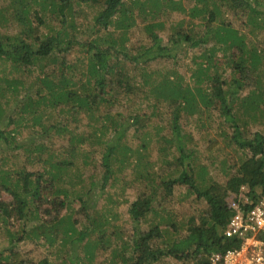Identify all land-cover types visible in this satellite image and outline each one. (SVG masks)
Masks as SVG:
<instances>
[{"label":"trees","instance_id":"16d2710c","mask_svg":"<svg viewBox=\"0 0 264 264\" xmlns=\"http://www.w3.org/2000/svg\"><path fill=\"white\" fill-rule=\"evenodd\" d=\"M208 2L209 0H195L193 6L186 8L182 3L171 0L166 2L161 0L139 2L136 0L132 2V8H127L124 7L123 0H15L14 5L17 8L14 13V22H16V28L13 29V36L5 35L4 39H0V57L11 60L13 64L31 68L37 67L43 75L39 78L40 85L34 91L35 95L39 97L35 98L31 95L34 86H24L23 82L16 77L9 79L6 75H4L5 77L0 76V81L7 86L9 91L16 92L19 87L25 90L23 95L25 101L15 112L17 118L5 116L9 124H14V127L7 131L0 128V140L9 141L12 145V148L3 150V159L9 155L8 151L12 150L15 156H17L15 154L17 152L22 154L21 158L24 161L29 162L35 159L39 161V154L47 150L43 143L36 144L33 142L32 145H29L16 142V137L18 138L25 129L30 131L29 134H35L33 129L28 127L29 124L31 126L39 125L43 132L52 130L53 134L58 136L63 134L62 132L70 133L71 144L68 151L72 159L63 158L53 161L55 155L51 151L49 158L42 160L45 169L43 168V171L38 172L34 179H31L29 173L6 170L7 168L2 167L5 164L1 159L0 195L5 192L10 197L6 200L0 199V220L9 237L10 246L0 250V264H75L79 260H77L79 256L76 257L75 251L82 242L85 243L83 246L85 264L93 263L96 251L99 246L102 247L101 244L111 245L112 264H167L164 261L166 256L173 258L176 264H213L210 261L213 253L224 252L239 245L241 241L239 238L226 237L223 234L231 216V210L227 208L225 198L228 191L237 193L242 185L249 186L254 194L259 190L258 195L261 197L264 195V136L260 132H253L247 137L243 131L244 125L242 123L244 121L241 122V116L231 110L230 102L236 98L239 89L245 85L247 73L244 70L245 66H242L243 62L249 61L251 63L250 71L252 72L258 68V65L263 64L264 59L255 51H250L249 55L246 56L247 51L242 37L229 23H219L212 27L215 20L214 14L218 13V9L214 2L209 7ZM36 3L40 4L42 9L47 8L56 16L60 30L57 31L55 26L47 25L46 21L37 14L34 19L31 18L32 13H37L34 10L30 14L33 5ZM85 3L98 6L99 12L95 15L93 23L87 26L91 37L80 42L76 36V31L69 33L68 29L75 28L76 24L79 29L82 28L81 24L78 25L75 22V16L78 14L77 7L79 4ZM232 4L234 7L247 8L249 14L253 15H251L252 17L248 15L249 18L251 17L252 24L258 22L256 21L258 14L253 13L261 14L262 11L258 10L257 7L262 6L264 8V0H232ZM232 4H229V7H233ZM164 6L171 7L170 9L174 8L186 15V18H182L180 22L171 26L173 34L168 46L159 45L158 37L152 29L155 26H164V22L159 19L146 24L144 28H147L151 34L154 40L153 45L140 47L137 49V54H130L124 39L126 38L125 34L130 32L134 25L135 18L141 14H145L142 16L143 18L147 15L155 18L160 17L158 12L154 10H159ZM134 8L137 9L136 12L133 11ZM195 19H200V22L196 23ZM4 20L3 18L2 22ZM260 24H264V22L261 21L257 25ZM109 25H114L123 30L120 39L116 40V37L110 32L106 33L105 36L101 35V31L107 29ZM198 26L203 28L206 35H202L203 33L198 31L196 28ZM41 27L46 28V33L41 34L40 32L38 34ZM210 29L217 37L218 42L225 45L223 50L232 49L233 52L237 51L239 54L238 62L237 59L232 60L234 68L239 71V76L233 78L229 83V94L220 88L222 86L220 78L215 73H210L216 64L213 60L216 50L214 45L208 49L206 54H203L205 62H197L192 68L190 76L193 79L192 83L186 82L177 71L170 72L160 79L156 78L153 83L150 78L151 74L146 72L145 67H141L142 78L140 81H136L134 76L125 72L121 63L116 62L122 55L126 60H134L136 63L143 61L144 63L156 55L163 54L164 51L168 52L169 48H173L182 42L187 43L190 47L202 45L206 43V36ZM73 44H79L81 50L86 53L84 57H86L87 72L95 76L92 85H90V79H86V83L78 85L72 77H66L71 69V64L65 60L60 61L59 59L62 66L60 72L44 71L46 65L42 64L43 60L56 63L54 52H67L73 48ZM74 69L72 68V70ZM157 75L160 76V74ZM55 77L58 79L57 82ZM36 79L38 80L37 76ZM204 81L209 84L204 86ZM114 84L122 86L126 94L141 93L143 96L141 102L147 104V107H150L152 111L139 112L137 110L127 114V116L121 115L118 119L111 118L109 114L96 117L94 112L96 106L111 102V99L106 97L108 95L106 88H110ZM87 85H90L91 88L88 89ZM1 90L2 88H0V93ZM263 95V89H258L243 96L241 98V105L245 106L243 113L248 114L253 119L258 113L264 117V112H257L259 103L253 100L255 96L260 99ZM125 98L128 100L129 97L125 95ZM18 100L15 99V102ZM159 103H166V107L172 108L174 120H178L181 112L191 115L196 112H204L209 106H220V113L232 127V134L226 136L228 138L226 140L227 145L233 143L240 150L247 151V156L245 155L239 162H234L230 166L233 170L228 169V176L224 184L211 181L209 184L203 185L202 177L207 176L206 165L199 162L197 157H192L194 151L182 141L180 127H178L176 120L172 124L174 136L173 133L171 137L159 136V139H162V142L166 144L159 147V152L163 155L162 161L165 164L173 163L174 170L177 169L178 172L176 177L167 181L188 186L189 191L195 193L196 198L202 199L208 207V214H201L198 222H194V217H191L187 219L185 224L183 223L185 230L188 231L186 238L181 242H176V236H167V227L177 225L172 217L161 218L147 230H136L131 241L130 238H124L117 224L110 223L111 220L116 219L115 214L111 212L93 217L88 216L85 218V223L83 225L80 223V228H77L75 225L78 221L72 219L70 204L74 199L80 202V206L85 204L84 196L90 192V185L93 183L94 177L93 175L90 176L88 185L82 183L80 191L76 188V185L80 183L79 181L73 182L71 188L59 185L68 168L80 171L74 167L73 159L82 156V152L76 144L84 139L94 138L92 143H96L102 148L100 154V167L103 169L102 187L108 183L111 176L130 163L132 156H134L133 167L136 169L137 179L143 183L149 182L153 179L154 163L148 161V155L145 154V150L151 141V138L147 137L149 132L146 129L152 125V118L158 115L155 114L158 113L155 112L157 110L155 107ZM201 105H204V108H199ZM45 108H56V113L66 114L70 119H73L72 115L80 113L79 111L82 110L81 117L86 118V125L90 120L89 115L91 119L99 118L100 120L104 119V121L110 119V126L95 128L91 134L87 133L90 135L77 136L65 125L56 124L57 122L46 125L47 117L52 112H48ZM5 113L0 104V122L4 120ZM77 116L74 120L77 119ZM129 127H132L134 132H141L142 134L140 143L135 147L122 141ZM109 129L112 136L106 137V132ZM52 138L49 136L47 140L51 142ZM174 141H176V146ZM217 145L218 141L213 140L206 149L211 151ZM169 156L172 159H167ZM84 157V165L89 164L88 153L84 154ZM45 174H48V180L44 178ZM84 189L85 192H83ZM151 199L150 196L146 200V205L152 209ZM84 210L85 206H82V212ZM147 211L144 209V212L147 213ZM7 218L9 221L10 218L21 222L25 220L27 226H24L19 233L18 231L10 232L6 226L11 225L8 224ZM162 223H165V228H161ZM176 230L179 229L176 227ZM91 235H95V238H89ZM110 237L119 241L118 245L111 243ZM27 240L45 246L44 255L38 259L31 257L29 250H27V242H29ZM67 245L72 247V253H74L73 258L69 261L61 254L66 252ZM52 255L54 258L50 257ZM54 260H59V262Z\"/></svg>","mask_w":264,"mask_h":264},{"label":"rangeland","instance_id":"374dc122","mask_svg":"<svg viewBox=\"0 0 264 264\" xmlns=\"http://www.w3.org/2000/svg\"><path fill=\"white\" fill-rule=\"evenodd\" d=\"M134 1L136 0H123L124 7L130 8L132 2ZM138 1L144 2V0ZM161 1L166 2L167 0ZM171 1L179 2L180 4L182 3L186 8L195 4V0ZM14 2L15 0H0V39H4L5 35H14L13 29L16 28L14 13L17 8L14 5ZM213 2L216 4L218 13L214 14L215 20L212 23V27L219 23H229L232 28L237 30L238 35L242 37L243 44L247 51V53H245L246 56L249 55L250 51H255L256 54L259 53L261 58L264 59V24L257 25L258 23H261V21L264 22V16H262V14H264V8L262 6L257 7L258 10L262 11L261 14L257 12L253 13L258 14L256 20L258 22L257 24H252L250 18L253 15L249 14V10L247 8L234 7L232 0H209V7L213 5ZM229 4H232L233 7H229ZM170 8L171 7L164 6L159 10L155 9L154 11H157L160 17L155 18L151 17V15H147L143 18L142 16H145V14H141L135 18L134 25L132 26L130 32L128 31L125 34L126 38L124 39L130 54H137V49L140 47H150L153 45L154 40L152 39L151 34L147 28H144L146 24L158 21L159 19L164 22V26H155L152 29L158 37L159 45L168 46L170 42L169 40L173 34L171 26L180 22L182 18H186V15L182 12L177 11L174 8ZM34 10H36L37 13H32ZM133 11L136 12L137 9L134 8ZM77 12L78 14L75 16V22H77L78 25L81 24L82 28L79 29L76 24L75 28L72 29L68 27L69 29H67L69 33L76 31L77 38L80 42H82L91 37L90 32L87 30V26L93 23L95 15L99 12V7L89 3L79 4ZM30 14L32 19H34L37 14L44 21H46L47 25L49 24L55 26L57 31L60 30L59 22L57 21L56 16L47 8L42 9L40 4H34ZM248 15L252 16L249 18ZM3 18L5 20L2 22ZM195 22L199 23L200 19H195ZM196 28L200 33H203L202 35L205 34V31H203L201 26ZM46 31L45 27H41L38 34L40 32L41 34L46 33ZM122 31L123 30L115 27L114 25H109L107 29L101 31V35L105 36L106 33L110 32L116 37V40H118L121 38L123 33ZM213 45L216 48L213 58L216 64L212 67L210 73H215L218 78H220L222 82V86H220V88L228 93L230 92L229 83H231L233 78H237L239 76L238 69L234 68V64L232 63V60L234 59H237L238 62L239 54L237 51L233 52L232 49H227L228 51L226 49L223 50L222 48H224L225 45L218 42L217 37L214 36L211 29L206 36V43L202 45L190 47L187 43L182 42L173 48H169L168 52L164 51L163 54L156 55L153 59L144 63L143 61H137L136 63L134 60H126L122 55L119 56V59H117L116 62L121 63V65L125 68V72L134 76L136 81H140L142 78L141 67H145L146 72L151 74L150 78L153 83L156 78L160 79L166 74H170V72L174 71L180 73L186 82L192 83L193 79L190 77L192 68L195 67V63L197 62H205L203 54H206L208 49ZM72 47L73 48L67 52L55 51L54 55L56 57V63L46 62L43 60L42 64L44 63L46 65L44 71L47 72V70H53L55 72H60L62 66L59 63V59L60 61L65 60L67 63L71 64V69L67 73L66 77H72L78 85H82L86 83V79H90V85H92L91 83L94 82L93 79L95 76H92L87 72L86 57H84L86 55L85 51L81 50L79 44H73ZM250 64L251 63L249 61L245 63L243 62L242 66H245L244 70L247 73L245 85L237 92V99L234 98L230 102V107L234 113L237 112L236 114L241 116V122L244 121L242 123L244 125L243 131L247 137H249L253 132H260L264 136V117L258 113L256 114V118L253 119L248 114L243 113L245 112V109L243 108L245 106L241 105V98L250 94L253 90L263 89L264 92V62L262 65H258V68L252 72L250 71ZM72 68L75 69L72 70ZM39 71L40 69L37 67L31 68L29 66L13 64L11 60L0 57V76L6 75L9 79L16 77L23 82L24 86H34L35 88H32L33 93H31L33 98L39 97L38 95L36 96L34 92L37 90L36 87L40 85L39 78L43 75V73H40ZM157 74H160V76L158 77ZM36 76L38 80L36 79ZM55 81H58L56 77ZM134 83L135 82L133 81V84ZM207 84L209 83L204 81V86ZM90 85H87L88 89L91 88ZM0 88H2L1 93L3 94L2 95L0 93V104L3 111L6 112L4 120L0 122V128L7 131L14 127V124H9L5 116L17 118V114L15 112L25 101L23 100L25 90H23L22 87H19L16 92L9 91L7 86L2 81H0ZM106 90L108 91L106 92V94H108L106 97L110 98L111 102L107 104L101 103L96 106V109L94 110L96 117L109 114L111 118L118 119L121 115L127 116V114L137 110H139V112L152 111L150 107H147V104L141 102L143 97L141 93L126 94L124 88L118 84H114L110 88L107 87ZM125 95L126 97H129L128 100L125 98ZM15 99L19 100L15 102ZM253 100L259 103V110L257 112H264V95L260 99L258 96H255ZM165 104L166 103H159L157 107H155L157 109L155 112H158L155 114L158 115H155L152 118V125L148 126L146 129L149 132L147 137H150L151 141L145 150V154L148 155V161H152L154 163L152 169L154 172L152 174L153 179L149 182L146 181V183H143L140 179H137V174L135 173L136 169L133 167L134 156H132L130 157V163L123 166L121 170L111 176L108 183L102 187L101 179L103 169L100 167V154L102 148H100L96 143H92L94 138H91L90 140L84 139L76 144L79 150H81L82 156H77L73 159L75 162L74 167H77L80 171H76L74 168H68L67 172L65 171L63 174L59 185L65 188H71L73 182L79 181L80 183L76 185V188L80 191L82 183L88 185L90 176L93 175L94 177L93 183L90 185V192L88 195L86 194L84 196L85 204H82V206H85V210L82 212V206H80L81 204L77 199H74L70 204L72 219L78 221L75 225L77 228H80V223L82 225L85 223V218L88 216L93 217L94 215L106 214L108 212L110 214L111 212L115 214L116 219L111 220L110 223L117 224L120 227L124 238H130L131 241V238L134 236L133 233H135L136 230H147L153 223L158 222L161 218L166 219L172 217L177 225L167 227V236H176V242H181V240L186 238L188 232L185 230L183 223L185 224L187 219L191 217H194V222H198L201 214H208V207L206 203L202 199L196 198V194L189 191L188 186L183 184H173L170 183V181H167L176 177L178 172L177 169L174 170L175 168L173 163L165 164L162 161L163 155L159 152V147L165 146L166 144L162 142V139H159V136L164 135L165 137H171L173 133L172 124L177 119L174 120L172 108L170 106L166 107ZM200 107L204 108V105L199 106V108ZM45 109L48 112H52L50 116L47 117V121L45 122L46 125L57 122L56 124L59 126L65 125L77 136L85 134L90 135L92 130L95 128L99 129L101 126L105 125L108 127L110 126V119L107 121H104V119L100 120L99 118L91 119L88 114L87 115L90 120L88 121V125H86V118L81 117L83 112L82 110L79 111L80 113L72 115L73 119H70V117L66 114L56 113V108ZM248 111L251 112L250 110ZM220 112V106H209L204 112H196L191 115L181 112L177 120L178 127H180L182 141H184L186 145L194 151L192 157H197L199 162L206 165L207 176L202 177L204 182L203 185L209 184L211 181L224 184L228 176V169L233 170L230 166L234 162H239L245 155L247 156V151L240 150L233 143L229 146L227 145L226 140L228 138H226V136L232 134V127ZM76 116L77 119L74 120ZM28 127L33 129V133L35 134H29L30 131L25 129L23 133L18 136V138L16 137V142L27 143L29 145H32L33 142L36 144L43 143L44 146L47 147V150H45L42 154H39V161L38 159L29 162L24 161L21 158L22 154L17 152L15 153L17 156H15L14 151L12 150H9V155L3 159V150L9 147L12 148V145L9 141L0 140V163L2 159L3 164H5V166L2 165L3 168H7L6 170L9 169L12 172L22 171L26 174L29 173L31 174V179H34L38 172L43 171V168L45 169L42 165V160H46V158L48 159L51 151H53V155H55L53 161L61 160L63 158H71L68 151L71 144L69 139L70 133L62 132L63 134L58 136L54 135L52 130L43 132L39 125L31 126V124H29ZM141 135V132H134L133 128L129 127L126 130L122 141L128 143L129 146L135 147L140 143ZM49 136L53 137L51 142L47 140ZM105 136H112L110 129L106 132ZM213 140H217L218 145L213 150L209 151L206 147L208 144L213 142ZM175 143L176 141H174V145ZM86 153H88L87 160L89 164L84 165L83 159L85 158L84 154ZM168 158L172 159L171 156L167 157V159ZM44 178H47L48 180V174H45ZM209 178L210 181H208ZM83 192H85V189ZM150 196L152 198V202L150 203L152 204V209L150 206L146 205V200ZM9 197L10 196L5 192L0 195V199L6 200ZM27 197L29 196L27 195ZM143 208L148 210L147 213L144 212ZM63 213L65 212L63 211ZM7 222L8 224H11L6 225L10 232L18 231L19 233L24 226H27V221L25 220L21 222L10 218L9 221V218H7ZM160 226L161 228L166 227L165 223H162ZM176 227L179 230H176ZM89 238H95V235H91ZM110 239L111 243H116L118 245L119 241H116L114 237H110ZM8 240L9 237L0 220V250L6 249L10 246ZM27 241H29L27 242V250H29L31 257L38 259L44 255L45 246H41L39 243L35 244L30 240ZM84 245L85 243L82 242L75 251L76 257L79 256L77 258V260H79H76L77 262L75 264L86 263L83 253ZM101 245L103 248L99 246L92 264H112V252L110 251L111 245ZM72 252V247L67 245L66 252H62L61 254L67 259V261H69L73 258L74 253ZM50 257L54 258V255ZM54 261L57 263L59 262V260ZM164 261L167 264H176V261L170 256L164 257Z\"/></svg>","mask_w":264,"mask_h":264},{"label":"built area","instance_id":"2783aa9c","mask_svg":"<svg viewBox=\"0 0 264 264\" xmlns=\"http://www.w3.org/2000/svg\"><path fill=\"white\" fill-rule=\"evenodd\" d=\"M258 194L247 185L237 193L228 191L225 201L231 216L223 234L241 241L237 247L213 253V264H264V195Z\"/></svg>","mask_w":264,"mask_h":264}]
</instances>
